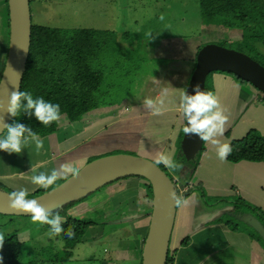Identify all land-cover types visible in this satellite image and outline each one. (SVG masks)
I'll return each instance as SVG.
<instances>
[{"label":"crops","instance_id":"obj_1","mask_svg":"<svg viewBox=\"0 0 264 264\" xmlns=\"http://www.w3.org/2000/svg\"><path fill=\"white\" fill-rule=\"evenodd\" d=\"M8 34L7 1L0 0V76L7 54ZM188 51L193 54L183 60H189L193 64L181 76L171 73L173 71L170 70L169 60L165 64L151 65L150 69L155 65L156 70L146 74V87L143 88L141 84L142 90L136 92L135 104L130 101L134 97L130 100L125 97L121 106L109 105L111 109L107 112L108 109L104 108L107 105L99 106L98 101L90 102V107L73 116L71 120L64 116L62 112L65 110H62L61 119L53 122L42 133L34 131L31 121L25 119L27 114L17 117L15 120L31 127L43 140L44 146L39 154L31 143L21 154L0 151V182L3 181L2 183L14 190L23 188L35 192L41 187L32 183L34 175L41 172L50 174L53 169H58L63 164L64 158L67 163H72L79 155L96 156L97 150L91 149L92 144L110 137L112 129L119 130L121 139L127 140L124 143L127 146L139 151L156 152L157 155L163 152L173 159L184 128V118L179 107L180 96L184 93L194 69L197 54V49ZM169 74L171 75L168 77ZM211 83L213 93L228 110L229 115L227 129L219 137L221 142L229 143L232 139H240L250 129H257L264 136V97L258 95V90L238 84L231 75L216 71L211 74ZM165 89L167 95L163 96ZM131 93L132 91L128 92V95ZM148 98L154 101L164 100L162 114L153 115L144 107L143 101ZM256 99L257 102L254 101ZM118 106L119 113L115 110ZM125 128L129 131L128 135ZM146 184L142 177H125L102 186L103 191L91 202V206L97 202L90 210L91 214L99 212V217L91 220L94 224L87 229L90 235L80 243L85 242L83 244L91 247L101 242L108 256L102 264L141 263L151 210ZM198 186H201L210 199L239 196L264 211V163L248 160L233 163L227 159L221 161L216 155L215 146L204 142V151L195 172L188 186L184 187L183 197L189 203L177 207L176 210L171 234L174 244L169 249L173 257L170 264H218L213 258L219 256L220 264H264V248L250 236L249 231H229L217 227L218 232L214 230L205 234V227L220 219L213 220L215 216L219 217L225 205L218 203L211 206L205 203L199 190H190L191 187ZM212 202L208 201L209 204ZM200 233H203L201 240L197 236ZM189 235H194L195 241L197 239L200 242L197 250L181 249L186 245L182 243ZM217 243L221 247L220 252L215 248ZM190 246L192 245L189 242L183 247ZM90 252L91 257L95 256V250Z\"/></svg>","mask_w":264,"mask_h":264},{"label":"rangeland","instance_id":"obj_2","mask_svg":"<svg viewBox=\"0 0 264 264\" xmlns=\"http://www.w3.org/2000/svg\"><path fill=\"white\" fill-rule=\"evenodd\" d=\"M30 12L32 25H43L66 30L87 28L103 30L109 35L112 33L103 47L102 53L96 57L93 64L94 68L101 70L103 74V85L99 89L103 93L98 92L102 96L100 99L98 98V102L99 106L107 105L104 107L106 110L108 109L107 112H110L109 109H111L109 105L114 107L120 104L119 106H121L125 97L129 100L134 97V99L130 100L134 103L136 92L142 90L141 84L143 88L146 87L145 76L151 70H156L154 69L155 65L165 64V61L169 60L170 70L173 71L171 73H177L175 75L178 76L186 74L191 64H193L189 63V60H183L188 59L189 55L193 54V52L190 54L188 50H195L207 43H215L229 49L244 52L264 66V40L252 38L245 42L239 30L205 25L201 19L199 0H30ZM159 59L161 60L159 61ZM153 64L155 65L150 69ZM224 74L230 75L225 72ZM234 81L238 84L242 83L235 77ZM242 84L250 89L258 90L250 83ZM147 88L150 89V86H147ZM212 89L211 74L209 73L207 75V90L212 92ZM130 91L132 93L128 95ZM258 95L264 97V93L259 90ZM254 101L257 102L258 99ZM86 106H88V102L78 104L76 109L83 110ZM119 106L115 108L117 112ZM73 112L68 108L62 113L67 119L71 120L73 118L72 114H75ZM117 117H119V114ZM25 119L31 121V127L34 131L46 132L47 127L41 125L34 116L29 117L27 115ZM125 129L128 135L129 131L127 128ZM112 130L109 133L110 137L107 136L104 141H96L92 144L91 149L97 150L96 156L79 155L72 161V164L81 168L92 159L117 153L139 155L155 161L156 152L139 151L137 148L127 146L124 144L127 140L121 139V135L118 133L119 130ZM65 159L63 164L67 163ZM162 166L164 165L162 164ZM165 169L174 180L179 178L174 171L166 167ZM64 180V178L58 179L49 188L41 187L38 190L45 192ZM2 184L6 191H14L5 183ZM184 187L182 183H177L178 195H185ZM38 190L35 192L28 191V197L35 196ZM101 191H103V187L89 196L70 204L66 211L67 214L80 220H96L99 217V212L91 214L90 210L96 206L97 202L92 206L91 202ZM211 200L209 199V202ZM224 221L225 219L223 218L208 224L205 227V234L214 230L218 232L217 227H223L230 231L231 229L225 225ZM237 223L239 222L237 221ZM49 227L38 222L33 223L31 216L0 214V233L5 236L17 234L19 241H21L24 263L60 264L55 258L63 250V243L60 238L47 234ZM238 227L241 229L240 231H250L246 225L239 224ZM203 233L197 235L199 240L202 239L203 236L201 235ZM89 235L88 231H86L83 239L89 237ZM193 236L189 235L186 239V245L190 242L192 246L184 248L183 246L186 245H183L181 249H198L200 242L197 239L195 241ZM254 239L261 245L257 238L254 237ZM83 243L85 242L77 244V247L73 250L72 258L64 264H102L101 262L107 259L108 256L101 242L91 247ZM173 244L174 238L171 236L170 250ZM225 244L226 246L229 245L227 241ZM215 248L219 252L221 251L219 243L215 245ZM91 250L96 251L93 257L90 256ZM219 258L213 259L220 264Z\"/></svg>","mask_w":264,"mask_h":264},{"label":"trees","instance_id":"obj_3","mask_svg":"<svg viewBox=\"0 0 264 264\" xmlns=\"http://www.w3.org/2000/svg\"><path fill=\"white\" fill-rule=\"evenodd\" d=\"M199 7L201 19L205 25L239 30L245 42L252 38L264 40V0H199ZM111 35L112 33L109 35L103 30L87 28L66 30L43 25H31L29 56L20 91L31 92L34 99L43 97L46 101L59 104L60 111L69 108L72 112L74 111L73 116L83 112L91 106L90 102L95 103L98 98L102 97L98 92L103 93V91H99L100 86L103 85V74L101 70L94 68L93 64L96 57L102 53L101 51H103V47ZM199 49L200 47L197 48V51ZM216 72L224 73V71ZM228 74L234 76L231 73ZM234 77L242 83H248L236 76ZM205 92H208L207 77ZM85 102H88V106L84 107L83 110L76 109L78 104ZM22 114L24 113L21 112L13 117L11 122ZM182 134L183 130L173 160L183 165L182 169L174 171L179 177L174 181L175 184L182 183L184 187L188 186L195 172L199 158L204 151V144L194 161H187L180 152ZM229 144L232 147V152L226 158L228 161L236 163L241 160H248L264 163V136L257 129H250L242 138L232 139ZM159 166L166 172L162 164ZM168 176L173 179L169 174ZM0 188H5L1 182ZM195 189L199 190L203 201L208 205L224 203L225 206L231 205L233 207L231 213H225L219 219L224 218L225 225L231 230L240 231L238 225H244L234 217L235 214L239 213L254 215L264 226V211L241 197H215L212 199L213 202L209 204L210 198L207 197L201 186L190 188V190ZM146 191L151 199L152 190L149 183L146 184ZM43 192L38 190L36 195ZM69 206L70 204L52 213L53 215L59 213L65 230L72 226L75 231V236L72 239H69L65 233L56 236L63 243V250L55 258L60 264H64L72 258L74 248L83 240L87 229L94 224L91 220H80L68 215L66 211ZM249 230L250 236L257 238L264 248V241L257 232L251 227ZM182 244H186V241H183ZM0 256H3V264L31 263L23 262L21 241H19L16 233L5 236L3 248L0 249ZM172 260L173 257L169 252L166 264H170Z\"/></svg>","mask_w":264,"mask_h":264},{"label":"water","instance_id":"obj_4","mask_svg":"<svg viewBox=\"0 0 264 264\" xmlns=\"http://www.w3.org/2000/svg\"><path fill=\"white\" fill-rule=\"evenodd\" d=\"M8 10V48L0 76V119L10 124L13 117L7 112L10 95L20 90L26 70L31 43L30 0H6ZM224 71L247 81L264 93V66L244 52L226 48L215 43L200 47L195 58V66L184 92L194 94V87L199 85L205 91L206 77L209 73ZM187 121L184 118V127ZM0 127V135L3 134ZM204 142L198 135L183 132L180 141V152L187 161H194L201 151ZM78 177H67L57 186L28 199H36L50 212L79 201L113 181L139 176L150 184L152 190L150 221L144 240L140 264H166L169 245L174 226L177 207L169 193H177V184L153 160L133 154L117 153L97 157L85 163ZM0 188V214L30 216L29 213L11 209L7 194ZM232 206H223L217 220L225 213H231ZM234 215V214H233ZM234 217L244 225L251 227L264 241L263 224L250 213L235 214Z\"/></svg>","mask_w":264,"mask_h":264},{"label":"clouds","instance_id":"obj_5","mask_svg":"<svg viewBox=\"0 0 264 264\" xmlns=\"http://www.w3.org/2000/svg\"><path fill=\"white\" fill-rule=\"evenodd\" d=\"M167 95V89L162 93ZM144 107L153 115H160L164 111V100L154 101L153 99H145ZM179 107L182 110L183 116L187 121L183 128L185 134L198 135L203 142L210 143L216 148V155L221 161L226 160L232 152V147L229 143H222L219 137H222L229 123V115L227 109L224 108L216 95L211 92L201 91L199 85L194 87V94L184 92L180 96ZM3 105L0 104V110ZM7 112L16 117L21 112L29 117L34 116L35 119L43 126L48 127L53 122H58L61 119L60 105L46 101L43 97L33 98L31 92L28 91H13L10 95ZM0 127L6 134L0 135V151L8 154H21L23 149L31 144L35 145L37 154L43 149V140L32 130L31 127L25 124L13 121L6 124L0 119ZM2 131V132H3ZM155 164H163L166 168L172 171H179L183 165L176 162L166 153L160 152L154 161ZM81 172L80 167L72 163L61 164L58 169H53L50 174L41 172L32 177V183L42 188H49L54 185L58 179H66L71 176L78 177ZM176 207L186 206L189 201L182 195H177L175 191L169 193ZM8 206L17 211L29 213L33 223L48 225L49 236H59L65 233L69 239L75 236V231L72 226L67 230L63 228V221L59 213L52 214L49 210L41 206L36 199H28V190L19 189L11 191L7 194ZM5 235L0 233V249L3 248ZM0 264H3V256H0Z\"/></svg>","mask_w":264,"mask_h":264}]
</instances>
